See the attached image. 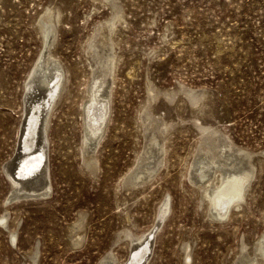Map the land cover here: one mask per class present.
I'll return each instance as SVG.
<instances>
[{
	"label": "rangeland",
	"instance_id": "rangeland-1",
	"mask_svg": "<svg viewBox=\"0 0 264 264\" xmlns=\"http://www.w3.org/2000/svg\"><path fill=\"white\" fill-rule=\"evenodd\" d=\"M120 9L119 31L111 34L118 40L113 47L118 64L110 86V119L90 154L97 163L90 170L82 108L98 60L90 44L110 35L108 21ZM41 21L56 26L49 52L66 70L65 89L45 134L39 133L41 114L32 130L37 141L22 150L18 144L24 145L19 138L27 111L30 117L36 103L40 113L50 98L46 93L24 101L30 70L45 50ZM182 88L207 93L200 122L224 133L230 152L254 155L244 211H232L226 222L209 216L207 199L189 179L202 136ZM148 105L178 125L164 143L157 178L130 186L128 177L148 142L142 120ZM17 150V166L31 151L45 153L48 195L13 197L20 192L12 190L4 166ZM262 151L264 0H0V264H102L111 253L114 264H123L133 247L125 236L141 237L153 229L168 195L171 212L135 250L141 255L137 264H237L243 254L254 255L264 235ZM77 235L83 236L81 242Z\"/></svg>",
	"mask_w": 264,
	"mask_h": 264
},
{
	"label": "bare ground",
	"instance_id": "bare-ground-1",
	"mask_svg": "<svg viewBox=\"0 0 264 264\" xmlns=\"http://www.w3.org/2000/svg\"><path fill=\"white\" fill-rule=\"evenodd\" d=\"M112 8L113 10L115 9L114 7ZM122 14L123 13L121 12V9L120 11H116L112 17V20L108 21L109 23L107 22V29L109 30L110 35H108L105 40L101 39L97 41L98 43H95L96 40L94 39L90 44V54L94 56L96 55L98 59L95 65L96 72H93L92 81L90 82V86H88L87 89L88 97L82 104V108L85 112L83 125L85 128V135L83 139V144L85 146V165L88 166L90 170H96L97 166L96 161L92 159L90 154L94 149H96L97 146L101 144L110 119V86H112L111 81L115 79V70L117 69L116 65L118 64V53L113 51V47L115 46L114 42L116 43L118 40H116V38V41H114L115 37L113 38L111 34L117 30V24L121 21ZM59 16L60 15L58 12V17ZM122 24L123 22L121 25ZM120 26L118 27L120 28ZM40 31L43 37L45 50L39 56L38 60L36 61L37 63L33 65L34 70H30L26 83V94L24 101H26L25 104H27V102L30 100V95H34L32 99L35 98L34 101H36L37 97L39 98L42 95H46V93L47 95H50V98L47 102V109L42 110L40 113H38L40 106L36 103L31 106L30 111L32 114L30 117L27 111L19 138L20 143L23 141L24 145L18 144V149H22L23 146L24 150L29 149L37 141V138H34L35 133L33 134L32 130L35 128L36 123L39 120V115L41 117V114L43 117L40 120L41 127L39 133L45 134L49 115L63 93V89H65L64 85L66 70L64 71L58 60H56L49 52V50H51L49 48H52V45L55 42L56 26L52 22L49 23L46 21H41ZM101 37L103 36L101 35ZM114 81H112V83ZM183 89L184 88H182V91ZM173 91L171 92L173 93ZM184 91L185 92L183 95L190 96L192 100V106L194 108L193 112L195 114V116L192 117V123L201 132L202 136L200 138L202 147L194 157L195 159L191 164V168L189 169V179L191 184H193L196 189H199L202 192L201 196L207 199L209 203V216L214 220L226 222L231 219L232 213L236 214L242 213L244 211V203H246L245 201L248 196V191L250 190V183L254 175V155L244 151L230 152L227 148L230 143L227 144L224 141V133H221L215 126H206L200 122V114L203 112L202 110H206L204 107L206 104H208H205L203 101L207 94L205 91L201 90V92L198 91L197 93L185 89ZM155 92L157 91H154V93ZM179 92H181V90ZM164 94L166 93L164 92ZM170 110L172 109L170 108ZM144 111H142V113H144L141 114L143 124H146L145 129L148 131L146 136L148 142L146 148L144 147L145 150L139 158L136 168H134L135 170L128 177L130 182L127 185L130 186H132L134 183L138 184V186L145 185L150 183L156 177L157 173L160 171V169H162L161 167L164 163L162 161V157L164 153V143L169 138L168 133L171 129H174V127L178 125V123H173L174 121L172 120L168 121L167 119L166 121L161 114L155 115L152 112L150 105H148ZM220 138L221 140H219ZM39 140H41L40 143L44 144L43 136ZM90 141L92 144H95L94 148L90 147ZM229 147H231V145ZM20 154L21 153L17 150L15 158L9 162V165L4 166V171H6L8 179L12 185V190L20 192H15L13 197L20 198L23 193H26L29 196L48 195L51 185L49 184L47 169L43 162L45 153L40 150L31 151L27 154L26 159L23 158L20 160L18 166L14 165L16 162V157H18ZM30 155L32 157L28 159V156ZM245 159L246 166L240 167ZM36 165H40V168L37 172H33V168ZM234 210L237 211L232 212ZM170 212V195H168L164 201L161 202V205L156 212V218H158V221L153 226V229H149L141 237H135L133 235L125 236L130 238L129 241L133 247L131 249L128 261L123 264L138 263L139 256L141 255L135 250L149 242L151 236H154L157 229H159V227L165 223ZM1 220H4L5 224L7 222L6 215L2 216ZM11 237H14V239L16 238V231L11 232ZM74 237H76L75 239H78L79 235ZM82 240L83 236L78 239L79 242ZM243 250H246L245 244L243 245L242 251ZM260 260H264V235L255 247L254 255L250 256L249 253L243 254L238 260L237 264H259ZM115 261V256L113 253H111L108 256V260L102 264H114ZM32 262L33 264L37 263L36 261Z\"/></svg>",
	"mask_w": 264,
	"mask_h": 264
}]
</instances>
